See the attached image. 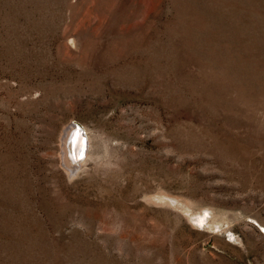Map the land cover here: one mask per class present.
Returning <instances> with one entry per match:
<instances>
[{
  "label": "rangeland",
  "instance_id": "obj_1",
  "mask_svg": "<svg viewBox=\"0 0 264 264\" xmlns=\"http://www.w3.org/2000/svg\"><path fill=\"white\" fill-rule=\"evenodd\" d=\"M0 264H264V0H0Z\"/></svg>",
  "mask_w": 264,
  "mask_h": 264
},
{
  "label": "bare ground",
  "instance_id": "obj_2",
  "mask_svg": "<svg viewBox=\"0 0 264 264\" xmlns=\"http://www.w3.org/2000/svg\"><path fill=\"white\" fill-rule=\"evenodd\" d=\"M88 145L89 141H87V138L85 141L82 132L76 128V125L67 126L62 130L60 133L58 159L60 166L67 174L75 173L82 163L85 162V158L88 155ZM202 217H205V215L199 214L192 219L199 224L202 221Z\"/></svg>",
  "mask_w": 264,
  "mask_h": 264
},
{
  "label": "water",
  "instance_id": "obj_3",
  "mask_svg": "<svg viewBox=\"0 0 264 264\" xmlns=\"http://www.w3.org/2000/svg\"><path fill=\"white\" fill-rule=\"evenodd\" d=\"M85 144V143H84Z\"/></svg>",
  "mask_w": 264,
  "mask_h": 264
}]
</instances>
